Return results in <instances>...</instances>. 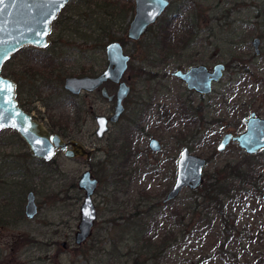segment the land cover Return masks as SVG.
Returning <instances> with one entry per match:
<instances>
[{"label": "rangeland", "instance_id": "1", "mask_svg": "<svg viewBox=\"0 0 264 264\" xmlns=\"http://www.w3.org/2000/svg\"><path fill=\"white\" fill-rule=\"evenodd\" d=\"M81 1L71 0L58 16L59 25L53 24L50 39L57 43L55 50L25 47L24 52L21 49L3 66L2 74L17 79L20 95L18 98L17 86V100L31 110L35 119L60 136L63 129L65 138L93 151L92 159L88 163L85 157L70 159L58 153L53 162L43 163L28 157V147L10 130L0 131V163L15 160L19 163L16 171L20 173L15 172L7 179L6 198L0 201V264H128L127 260L139 256L136 246L143 245L136 242L140 236L134 227H143L142 220L145 227L147 222H153L143 216L149 206L164 205L163 200L175 183L182 148L187 146L194 155L207 160L205 181V174L210 178L236 161H247L237 144L231 143L223 152L218 151V146L226 134L237 136L245 131L244 120L250 113L264 118V39L261 38V56L257 57L252 47L253 39L264 31L263 26H255L264 0H171L164 18H171L178 7L182 8L185 18L194 26L195 35L187 40L186 32L177 33V40L168 48L159 42L158 23L140 41L127 39L134 9L131 18L116 9L125 0H98L86 7ZM128 1L134 8V0ZM70 18L74 21L73 28L63 29V22ZM89 23H98L92 29L99 31L91 33ZM175 24L180 30L181 21ZM102 27L106 29L104 34L110 33L115 41H124L131 62L123 80L133 91L124 103L126 112L121 121L98 140L95 116L112 115L113 104L99 92H82L73 97L64 84L69 77H96L107 68L105 48L86 43L91 37L97 41ZM108 43V39L103 42ZM156 43L160 44L158 64L153 65V58L147 60L145 55L147 48L154 51L152 46ZM220 63L226 66L224 77L214 86L213 93L205 97L189 92L171 76L176 70L187 71L198 65L211 70ZM141 69L144 73L138 72ZM149 71L156 75H150ZM106 87L110 94L117 92L110 83ZM184 104L199 108L198 118L183 122ZM141 108L145 110L140 119L143 133L131 124V120H137L134 115L140 118L137 112ZM165 115L175 119L171 126L161 120ZM151 138L162 143L163 152L153 153L149 149ZM8 155L2 160V156ZM87 170L98 180L93 196L98 219L88 240L78 246L75 236L85 198L79 181ZM31 191L36 195L39 212L28 220L25 205ZM191 193L185 189L175 201L166 204V210L155 211L154 227L158 224L161 227L159 236L171 230L177 236V242L169 245L172 247L165 264L208 260L220 245L225 256L230 254L231 263L215 255L217 260L210 264H264V203L236 200L239 205L235 209L227 208L226 224L213 215L215 220L209 226L220 227L217 232L227 238L222 243L216 240L218 234L202 232L200 239L198 234L188 232L190 228L181 233V227L188 221L182 218L184 209L202 195ZM119 216L128 221H118ZM140 257L145 255L142 253Z\"/></svg>", "mask_w": 264, "mask_h": 264}, {"label": "water", "instance_id": "2", "mask_svg": "<svg viewBox=\"0 0 264 264\" xmlns=\"http://www.w3.org/2000/svg\"><path fill=\"white\" fill-rule=\"evenodd\" d=\"M71 0H3L0 3V131L13 130L26 143L31 156L46 163L53 161L58 152L67 158H86L91 161L93 151H89L76 141H66L58 134H52L42 123L27 113L17 100V83L3 76L2 69L21 49L33 47L45 49L49 46L52 25ZM171 0H134V17L129 25L127 39L138 42L146 36L149 29L155 26L167 12ZM261 40L255 38L252 47L256 56L261 54ZM107 68L96 77H69L65 80L67 92L77 96L82 92H93L102 88L104 98L113 101L116 98V109L113 117L108 119L97 116L96 135L102 139L109 131V123H117L125 111L124 101L129 96L130 87L123 80L128 70L130 56L125 54L123 46L115 41L106 46ZM226 71L223 63L216 64L211 70L204 65L191 67L188 71L177 70L172 76L182 81L189 91L201 96L213 93L214 86L221 82ZM106 83L118 86L117 93L110 96ZM9 85L11 86L9 88ZM246 129L234 136L226 134L218 146L223 152L235 143L248 156H255L264 151V118L252 112L244 120ZM150 149L160 153L163 148L159 140L151 139ZM207 160L194 155L184 147L177 161L176 178L173 188L166 195L163 203L175 201L185 189L194 192L204 184V172ZM98 187L97 179L87 170L80 178L79 188L85 192L81 206V222L75 236L76 245L88 240L95 222L98 219L93 196ZM39 212L36 195L28 193L25 205V217L33 220Z\"/></svg>", "mask_w": 264, "mask_h": 264}, {"label": "trees", "instance_id": "3", "mask_svg": "<svg viewBox=\"0 0 264 264\" xmlns=\"http://www.w3.org/2000/svg\"><path fill=\"white\" fill-rule=\"evenodd\" d=\"M82 3H80L82 6L86 7L89 4L93 2H98V0H82ZM130 1L125 0L123 6L116 7L117 12L120 14H124L125 17L129 18L132 16V11H133V6ZM129 4V5H127ZM263 7H260V13L256 17V24L255 26H263L262 29H264V3H262ZM66 11V10H64ZM131 14V15H130ZM114 14H110V16H113ZM64 16V14H63ZM172 17L169 19H165L164 16L161 18V20L158 22L157 26L159 28V42L165 46V48H168V46H171V43L176 41L177 39L175 38V35L177 33H187V40L189 38L193 39L194 38V26L191 25L190 21L185 18V13L182 11V8H177L176 13H173L171 15ZM131 18V17H130ZM133 18V16H132ZM61 20V19H60ZM60 20H56L54 22V25L56 26L59 25ZM63 21V18H62ZM162 21V24H160ZM177 21H181V26L180 30L179 26H177L175 23ZM73 23L74 21L70 18L68 21L63 22V29L70 30L73 28ZM186 24V25H185ZM62 25V24H61ZM99 26L98 23H92V24H87V27L91 33H95L96 31H99L98 29L93 30L92 27ZM153 28V27H151ZM62 29V28H61ZM102 32H100V37L97 41H95L92 37L89 40H86V43H94V45H101V48L104 49L109 43L115 42L114 39L110 36V33H103L105 32V28H101ZM63 30H61L62 32ZM78 30L74 31V33H77ZM263 34L259 36L258 38L261 40L264 39V31H261ZM63 34V32L61 33ZM62 38V37H61ZM105 39H108L109 43L107 45L103 44L105 42ZM186 40V41H187ZM119 42L123 48H124V41L119 39ZM183 42V41H181ZM160 44L156 43L153 44L152 48L154 51H150L149 48H147L148 53L147 56L145 55V58L148 60L147 57H152L153 61L152 64L156 65L157 60V51L159 50ZM147 47V45H146ZM150 47V46H148ZM57 48V43L54 42L53 50ZM25 49H23L21 52H24ZM261 56V55H260ZM46 59V58H45ZM164 60H168L167 57H164ZM232 64L235 63V59L232 57L231 61ZM245 71L249 73L251 76L250 70L245 67ZM139 73H144V70H138ZM155 73L152 71H149L150 75H156V74H151ZM168 74V73H166ZM15 82L18 85V98L20 97L19 95V84L17 82V79L14 78ZM19 105L28 113H31V110H28L25 108V106L22 104L21 100L19 99ZM262 111V110H260ZM199 112V108H194L191 104H184L183 106V112L181 115V119L183 122L186 121H194L197 116V113ZM264 112V111H263ZM166 116V115H165ZM175 119H172V117H169L168 115L165 118V121L167 122L168 126H171L173 124ZM10 132L18 138L20 142L26 145V143L20 138L17 132L10 130ZM54 133V132H53ZM27 146V145H26ZM28 157L33 158L30 153L27 154ZM10 155L8 156H2V160H5V158H9ZM245 162H240L236 161L234 165H229L225 167L223 170L218 171L216 174H213L210 176V178L205 174V182L202 185L200 189L197 191L192 192V195H195L197 193L202 194L200 197L194 198L195 200L189 203L185 209H184V216H182L181 212L180 215L182 218L184 217L187 221V224L183 225V228L181 230V233L183 234L185 230L189 229L188 232L191 234H198L199 238L202 239L201 233L205 232L206 234H218L219 237H216L217 242L223 243L222 236L219 235V232H217L220 227H212L209 226L211 222H213L215 219L213 215H217L223 220V223L226 224L228 221V215L229 213L227 212V208L230 209H235L236 206L239 205V203L236 200L244 201L246 200H251L254 202H260L264 203V151L256 156H243ZM55 160V159H54ZM53 160V161H54ZM52 161V162H53ZM244 161V160H243ZM42 162V161H40ZM45 163V162H43ZM51 163V162H50ZM18 162L15 160H9L6 159L5 161H2L0 163V201H3L6 198L7 194V188L6 186L8 185L7 179L10 178L12 175H19L20 173L17 172L18 167ZM222 172V173H221ZM229 172L230 175H226L224 173ZM22 174V173H21ZM159 203L158 205H155V207L149 206L146 210L143 212V216L153 219V222H147L146 227H145V222L144 220L141 221V225L143 227H134L135 232H137V236H140L136 242H143V245L141 247L136 246V250H138L139 256L136 258H130L127 260L128 264H165L167 262V253L171 249L169 245H172L173 242H177V236L174 234V231L171 230L167 234H164L163 236H159V230L161 227H159V224L157 227L155 226V221L154 215L155 211L157 209H167V205H162ZM162 214V213H160ZM174 217H176V214L172 213ZM136 215H133L134 217ZM164 216H169L165 215ZM182 218L180 221H182ZM118 221H128V218L125 219L123 216H119L117 218ZM2 219H0V224ZM115 223V221H110ZM124 224V223H123ZM203 224H207L206 227H202ZM223 224V227H224ZM191 226V227H188ZM209 226V227H208ZM164 228V227H163ZM222 228V227H221ZM155 231L154 235L151 237H147L150 232ZM215 238V237H214ZM228 241V240H227ZM226 241V242H227ZM225 242V241H224ZM229 242V241H228ZM201 243V242H199ZM217 247V246H216ZM144 254L145 257L141 258L140 255ZM207 254V253H206ZM215 255L222 257L224 259V262H229L231 263V256L229 257L230 254L225 256V252L222 250V245L218 246L216 253L214 251L211 252L210 259L205 260L203 259L202 261L197 262L196 264H210L213 259L217 260Z\"/></svg>", "mask_w": 264, "mask_h": 264}, {"label": "flooded vegetation", "instance_id": "4", "mask_svg": "<svg viewBox=\"0 0 264 264\" xmlns=\"http://www.w3.org/2000/svg\"><path fill=\"white\" fill-rule=\"evenodd\" d=\"M169 9V8H168ZM54 24V23H53ZM53 26V25H52ZM51 34H52V32H51ZM51 34H50V36H51ZM53 46H54V42L52 41V39H50V37H49V46L47 47V48H45V49H36V50H38V51H40V50H46V49H48V50H51L52 48H53ZM105 50H106V47H105ZM126 54V53H125ZM127 55V54H126ZM128 56H130V55H128ZM130 58H131V56H130ZM107 62H108V60H107ZM130 62H131V60H130ZM130 62H129V67H130ZM108 66V65H107ZM129 67H128V70H129ZM190 69V68H189ZM188 69V70H189ZM128 70H127V72H128ZM187 70V71H188ZM177 71V70H176ZM183 71V70H182ZM126 72V73H127ZM173 73V72H172ZM172 73H171V76H172ZM126 75V74H125ZM173 77V76H172ZM175 78V77H174ZM177 79V78H176ZM177 80H179V79H177ZM180 81V80H179ZM126 82V81H125ZM182 82V81H181ZM183 83V82H182ZM107 84H109V83H106L104 86L106 87V85ZM110 84H112V83H110ZM126 84L130 87V93H129V96L126 98V100L124 101V103L128 100V98L131 96V94H132V91H133V89H132V86L129 84V83H127L126 82ZM184 84V83H183ZM112 85H114V84H112ZM185 85V84H184ZM18 86V85H17ZM114 86H116V85H114ZM185 87H186V85H185ZM107 88V87H106ZM116 88H117V90H118V86H116ZM186 89H187V87H186ZM101 90H102V88H99V89H97V90H95V91H93V92H83V93H95V92H99L100 93V95H101V97L103 98V99H105V100H107L108 102H110V103H112L113 104V113H112V115H107V116H104V117H107L108 119H110L111 117H113L114 116V114H115V109H116V98H114V100L113 101H109L107 98H104L103 96H102V93H101ZM107 90H108V88H107ZM188 90V89H187ZM189 91V90H188ZM108 92H109V90H108ZM189 92H193V93H195V91H189ZM69 93V92H68ZM117 93V92H116ZM116 93H114V94H110V92H109V95L110 96H112V95H115ZM70 95H72L73 97H75V95H73V94H71V93H69ZM196 94V93H195ZM81 95V94H80ZM198 95V94H197ZM77 96H79V95H77ZM199 96H201V95H199ZM201 97H204V96H201ZM123 103V105H124V108H125V111L123 112V114H122V116L120 117V119H119V121L117 122V123H119L120 121H121V119H122V117H123V115L125 114V112H126V106H125V104ZM145 112V110L143 111L142 110V108L137 112V114L140 116V118H138V117H136L135 115H134V118H136L137 120L139 119H141L142 118V115H143V113ZM97 116H103V115H97ZM97 116H95V121H96V117ZM165 118H162L161 120H164ZM137 120H131V124H133V126H134V129L135 130H140V132L141 133H143L144 131V129L142 128V126L140 125V124H142L143 122L140 120L139 122L140 123H138L137 122ZM117 123H109V131H110V128H111V126L112 125H115V124H117ZM96 125H97V122H96ZM97 129H98V125H97ZM97 131V130H96ZM109 131L106 133V134H108L109 133ZM52 134H57V133H53L52 131H50ZM61 133H62V136H60L59 134V136L62 138V139H64V140H66V141H75V140H73V139H70V140H68L67 138H65L64 136H63V129L61 130ZM106 134H105V136H106ZM95 136H96V138L98 139V140H101V139H99L98 137H97V135H96V132H95ZM104 136V137H105ZM103 137V138H104ZM102 138V139H103ZM151 139H153V138H151ZM151 139L149 140V144H150V141H151ZM154 139H156V138H154ZM158 140V139H157ZM77 142V141H76ZM160 142V141H159ZM161 143V142H160ZM149 144H148V146H149ZM161 145H162V143H161ZM85 147V146H84ZM187 147V146H186ZM162 148H163V145H162ZM184 148V147H183ZM182 148V149H183ZM87 149V148H86ZM149 149H150V146H149ZM164 149V148H163ZM88 150V149H87ZM151 150V149H150ZM92 151V150H91ZM152 151V150H151ZM153 152V151H152ZM161 152H163V150L161 151ZM160 152V153H161ZM181 152V151H180ZM58 153H61L62 155L64 154L63 152H58ZM153 153H156V152H153ZM93 155V154H92ZM180 155V154H179ZM91 159H92V157H91ZM178 159H179V157H178ZM87 160V159H86ZM39 161H42V160H39ZM178 161V160H177ZM42 162H44V161H42ZM46 163V162H45ZM176 169H177V166H176ZM92 173V172H91ZM92 177H93V175H92ZM98 181V180H97ZM164 201V200H163ZM173 202V201H172ZM164 204V203H163ZM167 204H169V203H167ZM165 205V204H164ZM49 258V257H48Z\"/></svg>", "mask_w": 264, "mask_h": 264}, {"label": "snow or ice", "instance_id": "5", "mask_svg": "<svg viewBox=\"0 0 264 264\" xmlns=\"http://www.w3.org/2000/svg\"><path fill=\"white\" fill-rule=\"evenodd\" d=\"M3 2V0H0V3H2ZM0 83H2V82H0ZM11 86L9 85V88H10Z\"/></svg>", "mask_w": 264, "mask_h": 264}]
</instances>
